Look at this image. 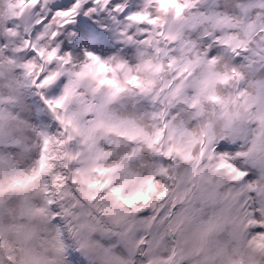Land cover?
Segmentation results:
<instances>
[{
	"label": "clouds",
	"instance_id": "obj_1",
	"mask_svg": "<svg viewBox=\"0 0 264 264\" xmlns=\"http://www.w3.org/2000/svg\"><path fill=\"white\" fill-rule=\"evenodd\" d=\"M0 264H264V0H0Z\"/></svg>",
	"mask_w": 264,
	"mask_h": 264
}]
</instances>
